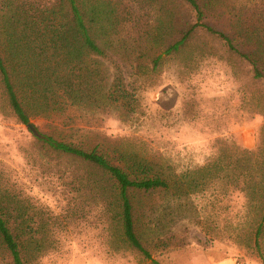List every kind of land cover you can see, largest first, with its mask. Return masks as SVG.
Here are the masks:
<instances>
[{
  "label": "rangeland",
  "instance_id": "1",
  "mask_svg": "<svg viewBox=\"0 0 264 264\" xmlns=\"http://www.w3.org/2000/svg\"><path fill=\"white\" fill-rule=\"evenodd\" d=\"M216 3L205 21L227 32L240 49L261 51L264 61V42L246 38L264 37V0ZM124 5L122 21L104 33L109 42L97 36L109 57L90 63L109 81L120 77L137 101L133 108L122 103L73 106L32 122L44 133L87 148L134 152L167 175L219 157L227 176L203 193L188 195L176 188L133 194L136 233L160 264H264L254 238L263 200L255 195L248 199L241 190L246 183L243 164L264 160V120L252 124L256 116L264 117V78H255L247 61L201 30L182 52L163 57L152 69V58L193 13L176 2L163 12L147 0H124ZM4 105L0 98V189L17 194L28 206L42 245L28 264H153L121 243L117 225L104 220L94 192L72 191L74 174L85 173L86 167L45 155L27 126ZM260 242L264 253V239ZM0 264H12L2 248Z\"/></svg>",
  "mask_w": 264,
  "mask_h": 264
},
{
  "label": "trees",
  "instance_id": "2",
  "mask_svg": "<svg viewBox=\"0 0 264 264\" xmlns=\"http://www.w3.org/2000/svg\"><path fill=\"white\" fill-rule=\"evenodd\" d=\"M216 1L147 0L149 4H158L162 12L176 2L188 15L193 13L190 20L183 19L178 25L176 37L163 44L162 53L152 58V69L159 66L163 57L182 52L193 34L201 30L215 35L247 61L255 78H264L261 51L240 49L232 36L205 21ZM125 10L124 0H0V98L17 121L27 126L40 151L70 158L86 167L85 173L74 174L72 191L94 192L101 202L104 220L117 225L121 243L153 264H160L152 259L136 233L133 194L149 195L176 188L188 195L203 193L227 176L222 160L218 157L197 169L167 175L134 152L105 151L100 145L87 148L82 142H69L44 133L32 122L33 117L43 113L60 115L73 106L94 104L100 108L122 103L133 108L137 101L120 77L109 81V76L90 63L109 57L97 36L108 43L110 35L104 33L115 30ZM171 12L166 11L170 18ZM98 32L103 35H96ZM246 38L264 42L261 35ZM93 89L97 91L96 97ZM242 167L246 183L241 190L246 191L248 199L256 196L264 204V160L256 164L247 161ZM36 232L28 206L22 204L17 194L0 189V248L10 256L12 264H28L34 251L42 248L36 241ZM254 238L264 262L260 242L264 239V207Z\"/></svg>",
  "mask_w": 264,
  "mask_h": 264
},
{
  "label": "clouds",
  "instance_id": "3",
  "mask_svg": "<svg viewBox=\"0 0 264 264\" xmlns=\"http://www.w3.org/2000/svg\"><path fill=\"white\" fill-rule=\"evenodd\" d=\"M262 120H264V117L256 116L254 121H252V124L258 125L259 123H261Z\"/></svg>",
  "mask_w": 264,
  "mask_h": 264
},
{
  "label": "crops",
  "instance_id": "4",
  "mask_svg": "<svg viewBox=\"0 0 264 264\" xmlns=\"http://www.w3.org/2000/svg\"><path fill=\"white\" fill-rule=\"evenodd\" d=\"M218 264H231V261H229V262H219Z\"/></svg>",
  "mask_w": 264,
  "mask_h": 264
}]
</instances>
